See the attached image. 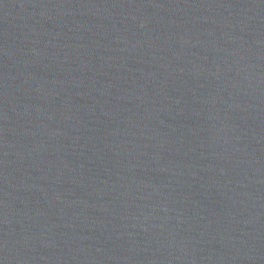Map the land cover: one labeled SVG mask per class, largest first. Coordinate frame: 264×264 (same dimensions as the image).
<instances>
[{
  "label": "water",
  "instance_id": "95a60500",
  "mask_svg": "<svg viewBox=\"0 0 264 264\" xmlns=\"http://www.w3.org/2000/svg\"><path fill=\"white\" fill-rule=\"evenodd\" d=\"M0 264H264V0H0Z\"/></svg>",
  "mask_w": 264,
  "mask_h": 264
}]
</instances>
